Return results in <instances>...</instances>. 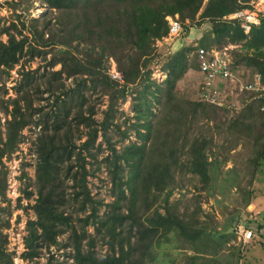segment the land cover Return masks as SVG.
<instances>
[{
  "label": "trees",
  "instance_id": "16d2710c",
  "mask_svg": "<svg viewBox=\"0 0 264 264\" xmlns=\"http://www.w3.org/2000/svg\"><path fill=\"white\" fill-rule=\"evenodd\" d=\"M43 1L49 8L28 21L21 20V14L16 12V17L7 25L0 14V75L9 74L25 54L33 57L50 45L56 47L50 62L52 78L46 89L55 94L56 110L49 115L43 112L42 106H33L32 85L37 77L30 71L23 72L16 97L1 100L8 117L5 134L0 128V162L18 148L26 126L32 123L40 126L35 148L37 179L41 184L36 223L42 231L39 234L38 227L31 228L32 239L28 244L32 253H37L36 239L42 238L48 246L56 244L57 234L71 225L70 217L62 208L67 202L65 190L61 188L63 182L71 180L73 187H80L73 191L75 199H79L82 192L83 204L94 202L87 185L90 174L87 157L98 161L93 148L102 132L109 144V152L102 162L114 192L103 217L96 210L88 216H99L97 221L110 252L98 256L93 248L94 238L88 236L85 225L81 229L74 226L70 229L69 243L76 261L79 264H147L154 237L162 230L166 235L175 232L183 237L194 252L186 254L183 262L177 264H213L216 257L201 255L219 252L212 234L200 230L195 222L177 215L169 206L164 212L154 207L156 193L179 186V174L190 173L209 179L212 166L226 161L232 156L231 151L244 149L239 150L232 145L234 143L243 141V145H254L258 150L257 160L264 159V143L260 146L264 135L256 134L258 117L264 119V111L259 105L257 113L253 112L256 104H252L236 118L223 119L224 113L220 110L224 109L218 105L182 95L177 82L191 66L189 49L182 48L166 59L167 77L162 82L153 77L150 63L157 53V40L168 35V17L179 15L183 23L190 19L186 26L190 32L204 21L214 23L202 40L203 45L212 47L216 42L223 45L217 48L238 46L234 70L241 65L253 68L252 73H264V20L247 34L237 20L224 18L248 6L251 0ZM11 4L14 9L19 8V3ZM18 21L27 29V34L19 28ZM2 34L8 39L4 40ZM109 55L117 62L121 79L110 74ZM57 64H61L60 69H54ZM47 73L45 70L42 77ZM67 78H73V85L66 83ZM89 89L108 95L112 102L101 120L90 94L87 95ZM128 93L132 97L135 118L132 125L140 141L125 142L127 134L118 148L119 142L112 141L109 132L113 123L111 107L119 98L126 99ZM36 113L39 116L34 118ZM246 117L255 120L250 122ZM235 123L241 127L235 128ZM217 138H224V145L229 143L218 153L214 150ZM98 145L101 147L102 143ZM0 195H5L3 180ZM137 223L138 238L135 239L133 229ZM86 236L91 239L88 244L84 242ZM140 239L146 242L139 243ZM0 253L3 257L7 255L2 248ZM2 264L14 263L7 258Z\"/></svg>",
  "mask_w": 264,
  "mask_h": 264
},
{
  "label": "rangeland",
  "instance_id": "374dc122",
  "mask_svg": "<svg viewBox=\"0 0 264 264\" xmlns=\"http://www.w3.org/2000/svg\"><path fill=\"white\" fill-rule=\"evenodd\" d=\"M11 2H17V5L19 3V8L14 9ZM47 8H49L48 4L43 0H0V14L4 16L7 25L16 17V12L21 14V20L27 19L28 21L31 16L37 17ZM168 18L170 21L171 18H179V15L169 16ZM184 22L183 30L178 37L172 40H167L165 37L157 40V53L153 56L150 66L153 68V77L158 82H162L167 77V71L164 69L166 59L182 48L183 50L189 49L191 66L178 80L177 88L185 97L201 100L204 96L202 95V76L199 71L196 48L198 45H203L202 40L206 39L214 23L207 20L201 25H196L192 28L193 30L196 29L195 34L192 35L190 29L188 30L186 27L190 24V19L187 18ZM18 26L24 34L28 33L27 29L22 27L20 21H18ZM2 38L7 40L8 36L2 34ZM221 45L215 42L212 47H220ZM55 53L56 47L50 45L36 56L32 57L30 54H25L19 63L10 70L9 74L0 75V128L4 134L8 116L4 112L1 100L16 97L17 86L23 79L24 71L33 72L37 77L36 82L32 85L33 106H42L43 112H49V115L52 110H56V107L53 106L55 94H51L50 91L46 90L49 80L52 78L49 74L50 69H53L50 62L54 59ZM231 53L235 62L238 58L239 47L233 46ZM108 63L109 72L112 75L113 69L118 70L117 62L109 55ZM60 68L61 64L54 67V69ZM235 68L236 80L234 82L228 81L226 87L223 88V90L226 89L223 96L227 94V100L231 101L234 107L218 105L224 109L220 110L221 113H224L223 119H230L233 116L236 118L243 112H247V107L252 104L257 105L254 106L253 111L257 113V110L261 109V105L264 103V99L254 96L257 92L244 93V91H240V85L253 80L256 73H252L254 69H246L241 65L235 66ZM45 70L48 73L42 77ZM121 78L122 75L118 79ZM66 83L73 85V78H67ZM89 94L91 101L96 105L97 117L101 120L106 115L104 111L109 110L112 102L108 95L92 89L87 91V95ZM158 108L156 106L155 110L158 111ZM37 116H39V113H36L34 118ZM111 118L113 123L110 124L109 132L112 141L119 142L117 144L118 148L122 144L120 140H123L122 138L127 134L129 136L125 137V142L140 141L137 137V130L132 125L135 118L132 97L129 93L126 99L119 98L113 102ZM246 118L250 122L255 120V118ZM239 125V123L234 124L235 128H240ZM256 127V134L264 135V119L258 117ZM39 130L40 126L35 123L26 126L21 133L18 148L11 155H5L2 162H0V182L1 180L5 182V195H0V250L2 248L7 254L6 257H3L0 253V264L7 258L12 259L14 264H79L75 259L73 247L69 243V234L70 229L74 226L81 229L82 225H85L88 236H93V248L97 255L104 256L110 252V247L109 243L102 237V226L97 221L99 216L97 218L88 216L93 215L96 210L97 214L103 217L106 210L109 209V202L112 200L114 192L108 172L102 162V158L109 152V144L104 139L102 132L96 146L93 148L94 153L98 156V161H94L92 156L87 157V160H89L87 167L90 170V174L87 176V185L94 202L88 201L83 204L85 195L82 192L79 194L81 195L79 199H75L73 191L79 190L80 187H73L71 180L63 182L61 188L65 190L67 202L62 205V208L64 207L65 214L70 217L72 226H65L64 232L61 231L57 234L58 243L56 244L48 246L42 238L36 239L34 245L38 246L37 253H32L31 246L28 244L32 239L30 235L31 228L38 227L39 234L42 231V228L36 223L38 219L37 200L41 189V184L38 183L37 179L38 154L35 152ZM99 143H102L101 147L98 145ZM215 143L214 150L216 153L229 145V143L224 145V138L215 139ZM242 143L244 144L243 141L232 144L239 150L244 149L237 152L231 151L232 156H229L226 161L212 166L209 179H201L200 176L190 173L183 176L179 174L177 176V179L180 180L179 186L156 193L154 207H160L161 211L164 212V208L169 206L177 215L195 222L200 230L212 234L215 247L219 249V252L217 254L201 253V255L216 257L213 264H264V247L262 246L261 235L257 234L252 243H245L244 240L240 239L239 226L243 225L252 231L255 230V227H257L256 220L258 219L256 210L264 207V159L257 160L258 150L254 145L249 147V145H243ZM263 143L264 141L260 143V146H263ZM182 158H185V155ZM253 204L256 207L252 206ZM250 208L254 209L250 210ZM86 219H88V222ZM66 227L68 228L66 229ZM138 228L137 223V227L133 229L135 239L138 238ZM126 230L129 231V228L127 227ZM213 232L215 234L219 233V235H214ZM226 235L227 237H225ZM90 241L91 239L86 236L84 239L85 244ZM214 241H212V244H214ZM38 242L39 244H35ZM145 242L142 239L139 240V243ZM188 246V241H185L183 237L178 236L175 232L166 235L160 230L154 237V244L150 248V258L147 264L182 263L186 254L194 253Z\"/></svg>",
  "mask_w": 264,
  "mask_h": 264
},
{
  "label": "built area",
  "instance_id": "2783aa9c",
  "mask_svg": "<svg viewBox=\"0 0 264 264\" xmlns=\"http://www.w3.org/2000/svg\"><path fill=\"white\" fill-rule=\"evenodd\" d=\"M226 19H235L239 22L244 32L249 34L254 26L260 25L264 20V0H251L249 5L240 8L232 13L224 16ZM183 30V22L179 18L170 19V29L165 39H173L180 35ZM233 45H228L223 48L207 47L198 45L196 48L197 61L199 71L202 76V95L203 99L213 104L233 108L234 104L227 100V94L223 96L228 81L234 82L235 72L233 69V57L231 53ZM112 75L115 78H120L118 70L113 69ZM240 91L257 92L255 97L264 99V76L262 72H256L253 80L240 85ZM264 110V103L261 105ZM239 232L242 240L248 243L254 236L251 229L240 225Z\"/></svg>",
  "mask_w": 264,
  "mask_h": 264
},
{
  "label": "crops",
  "instance_id": "0c3cea01",
  "mask_svg": "<svg viewBox=\"0 0 264 264\" xmlns=\"http://www.w3.org/2000/svg\"><path fill=\"white\" fill-rule=\"evenodd\" d=\"M195 30L191 31L192 35L195 34L194 33ZM263 205H264V201H263ZM252 206L256 207L255 204H253ZM254 208H250V210H253ZM256 211H257V214H258V219L256 218L257 219L256 220L257 227H255L256 229L253 230L254 231V236L251 239L252 241L250 240L249 243H252L255 240V238L257 237V234H260L261 235L262 246L264 247V213H263L264 207H262L260 209H257ZM258 231H260V232L258 233Z\"/></svg>",
  "mask_w": 264,
  "mask_h": 264
}]
</instances>
